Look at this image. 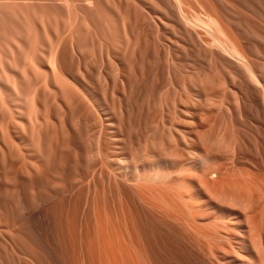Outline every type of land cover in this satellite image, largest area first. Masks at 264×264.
<instances>
[{
  "label": "rangeland",
  "instance_id": "rangeland-1",
  "mask_svg": "<svg viewBox=\"0 0 264 264\" xmlns=\"http://www.w3.org/2000/svg\"><path fill=\"white\" fill-rule=\"evenodd\" d=\"M208 15L221 34L199 21ZM223 163L222 173L264 179V0H0V264H94L107 217L123 221L113 232L143 228L116 231L127 249L169 243L162 260L196 264L207 239L185 206ZM233 221L215 243L241 236Z\"/></svg>",
  "mask_w": 264,
  "mask_h": 264
},
{
  "label": "bare ground",
  "instance_id": "bare-ground-1",
  "mask_svg": "<svg viewBox=\"0 0 264 264\" xmlns=\"http://www.w3.org/2000/svg\"><path fill=\"white\" fill-rule=\"evenodd\" d=\"M177 1V0H176ZM198 17V16H197ZM215 17H213V15H211V16H209L208 15V17H207V20H199L200 22H203L204 24H207V25H211V27H213L214 26V28H216V30L215 31H217V32H222V30L220 29V27L221 26H219L218 25V23H217V21L214 19ZM204 19V18H203ZM195 20V19H194ZM194 20H192V21H194ZM186 21V20H185ZM187 22V21H186ZM190 22V21H189ZM193 23V22H192ZM195 23V22H194ZM206 25V26H207ZM221 25V24H220ZM208 28V27H207ZM206 29V28H205ZM210 29V28H209ZM222 29H223V27H222ZM221 30V31H220ZM221 34V33H220ZM217 40V38H215V41ZM219 40V39H218ZM220 40H222V43L223 42H225L223 39H221L220 38ZM219 40V41H220ZM218 41V42H219ZM228 41V40H227ZM226 41V42H227ZM229 42V41H228ZM222 43H220V44H222ZM230 43V42H229ZM228 44V43H227ZM230 45V47H227L226 45H224V46H226L225 48L227 49V50H229L231 53H232V55H236V57H238V55H239V57H241L240 55H241V53H239V51H238V49H236L233 45L231 46V44H229ZM228 45V46H229ZM221 48H224L223 47V45L221 46ZM224 50V49H223ZM228 51V52H229ZM238 57V58H239ZM241 59H244V58H242L241 57ZM245 60V59H244ZM247 65V64H246ZM249 67V65H247V68ZM250 69L251 68H249V72H251L252 71V69H251V71H250ZM254 71V70H253ZM252 71V72H253ZM251 72V73H252ZM254 74V73H253ZM252 74V75H253ZM251 75V74H250ZM251 75V76H252ZM253 77V76H252ZM100 155V154H99ZM214 158V157H213ZM218 158V157H217ZM213 160V159H212ZM218 161V160H217ZM216 161V162H217ZM219 161H220V159H219ZM222 161V160H221ZM223 162V161H222ZM233 162H234V159H233ZM218 163H220V162H218ZM208 164V163H207ZM207 164H205V165H207ZM214 164V163H213ZM221 164V163H220ZM231 164V163H230ZM210 165V164H209ZM218 166H216V165H214L213 166V169H210V170H206L205 169V173H202L201 174V180H200V182H201V184L199 185L200 187L202 186V190H203V192H204V195H202L200 198H199V195H198V198L197 199H195V198H192V201L190 200V202L188 203L187 201H184V200H186V198L185 199H183L182 201H181V203L182 202H184L183 204H186V202H187V205L185 206L186 207V214H187V216H188V219H189V221H187V223L190 225V229L192 230V232H194V234L196 233V232H198V235H199V237H198V239H207V240H203V241H207V242H205V244H207L206 246H205V248L206 247H208V248H206V251H205V248H203L202 249V255H200V256H198V257H194L193 255H195L194 253H193V255H192V253H190V255H191V258H192V256H193V260H194V258L196 259V261L195 262H198V263H196V264H264V182H263V180H257L258 178H256V180H254L255 178L253 177V176H251V177H253V178H250V176H244V174H245V172H242L241 173V171H243L244 169L242 168V170L240 171V175L239 174H237V175H231V174H229V173H226V172H228V171H226L227 169H226V167H224V163H223V166H221V165H219V164H217ZM233 165V164H232ZM232 165H230V167L232 166ZM235 165V164H234ZM211 166V165H210ZM228 167V166H227ZM229 167V168H230ZM234 167V166H233ZM206 168V167H205ZM209 168V167H208ZM203 169V168H202ZM224 169H226L225 171H224V173H222V171L224 170ZM248 170V172H249V169H247ZM181 171H185L184 169L183 170H181ZM230 171V170H229ZM245 171V170H244ZM191 172H192V170H191ZM202 172H204V171H202ZM247 172V173H248ZM183 173V172H182ZM189 173V172H188ZM195 173V172H194ZM198 174H200L201 172H197ZM227 174V175H223V174ZM246 173V174H247ZM249 173H251V171L249 172ZM252 173H254V172H252ZM191 174V173H190ZM189 174V175H190ZM196 174V173H195ZM204 174H205V176H204ZM243 174V175H242ZM183 175V174H182ZM185 175V174H184ZM193 175V174H192ZM197 175V174H196ZM208 175H211L210 177H208ZM248 175H250V174H248ZM255 175H257V174H255ZM186 176V175H185ZM224 176V177H223ZM184 177V176H183ZM206 177V178H205ZM261 177V176H260ZM140 178V177H139ZM182 179V178H181ZM155 180V179H154ZM191 180H192V178H191ZM209 180L211 181V182H209ZM160 181V180H159ZM183 181V180H182ZM126 182V181H125ZM143 183L144 182H142V185L141 186H143ZM128 185H129V183H128ZM145 185V184H144ZM132 186H135V184H133ZM148 186V185H147ZM147 186L144 188V189H147ZM151 186V185H150ZM129 187V186H128ZM137 187V186H136ZM139 187V186H138ZM149 187V186H148ZM154 188H155V186H153ZM135 188V187H134ZM140 188V187H139ZM132 189V188H131ZM143 189V188H142ZM141 189V190H142ZM144 189L142 190V191H144ZM182 189V188H181ZM151 190V189H150ZM157 189H155V191H156ZM184 190H186L185 189V187H184ZM190 190H191V187H190ZM194 190V189H193ZM197 190V189H196ZM140 191V190H139ZM178 191V193L180 194V192H179V190H177ZM133 192V191H132ZM148 192H149V190H148ZM152 192V191H151ZM162 192V191H161ZM161 192L159 193V194H161ZM164 193V192H163ZM177 193V194H178ZM184 193H186V192H184ZM190 193H192V192H190ZM190 193H188L189 194V197L191 198V196H190ZM141 194V193H140ZM149 194V193H148ZM151 195L153 194V193H150ZM176 194V193H175ZM178 194V196H180ZM135 195H136V193H135ZM143 195V194H142ZM150 195V196H151ZM164 195H165V193H164ZM168 195V194H167ZM195 195V194H194ZM137 196H139V195H137ZM141 196V195H140ZM153 196V195H152ZM174 197L175 196H177V195H173ZM182 196V195H181ZM134 197V196H133ZM145 197H147V196H145ZM156 197V196H155ZM155 197H154V199H155ZM170 197V196H169ZM184 197V196H183ZM192 197H193V195H192ZM141 198V197H140ZM144 198V197H143ZM157 198V197H156ZM159 198V197H158ZM157 198V199H158ZM161 198V197H160ZM165 197H163V199H164ZM172 198V196L170 197V199ZM178 198V200H179V197H177ZM189 198V199H190ZM146 199V198H145ZM144 199V200H145ZM148 199V198H147ZM146 199V200H147ZM150 199H153V197L151 198L150 197ZM150 199H148L149 201H150ZM167 199V198H166ZM166 199H164L165 200V202L167 203V201H166ZM172 199H174V198H172ZM189 199H187L188 201H189ZM138 200V199H137ZM145 200V201H146ZM159 200V199H158ZM160 200H162V198L160 199ZM168 200V199H167ZM175 200H176V198H175ZM181 200V199H180ZM174 201V200H173ZM139 202H142V204H144V201L142 200V201H139ZM148 202V201H147ZM157 202V201H156ZM159 203H162L161 201H158ZM164 202V201H163ZM170 203H171V201H169ZM167 203L166 205H168V204H170V203ZM177 202H179V201H177ZM173 203V202H172ZM175 203H176V201H175ZM95 204V203H94ZM145 204H146V202H145ZM144 204V205H145ZM148 204H151V203H148ZM153 205H152V208H154V203H152ZM156 205V204H155ZM159 205V204H158ZM157 205V206H158ZM162 205V204H161ZM161 205H159V206H161ZM165 205V206H166ZM172 205V206H171ZM171 205H168L169 207H175L176 205H174V204H171ZM181 205V204H180ZM142 206V205H141ZM157 206H155L156 208H157ZM94 207H96V205L94 206ZM98 207H96L95 209H97ZM143 208V207H142ZM150 208H151V206H150ZM93 210V211H95L96 213H97V211L96 210ZM172 209V208H171ZM173 209H175V210H179V206H178V208H173ZM172 209V210H173ZM181 209H183L182 207H181ZM144 210V209H143ZM152 210V209H151ZM156 210V209H155ZM161 210V209H160ZM163 210V209H162ZM165 210V209H164ZM166 210H168V208L166 209ZM177 210V212H180L181 213V211H178ZM187 210H188V213H187ZM170 211V210H169ZM174 211V210H173ZM137 212V211H136ZM135 212V213H136ZM159 212V211H158ZM168 212V211H167ZM175 212V211H174ZM183 212H185V210L183 211ZM183 212H182V216H184L183 215ZM103 213V212H102ZM144 213V212H143ZM163 213V212H162ZM164 213H165V211H164ZM170 213H171V211H170ZM170 213H168L169 215H170ZM176 213V212H175ZM118 214V213H117ZM126 214H127V212H126ZM125 214V215H126ZM173 214V216H175L174 215V213L172 212L171 213V215ZM177 214V213H176ZM179 214V213H178ZM87 215V214H86ZM85 215V216H86ZM106 215V213L104 214V216ZM135 216H136V214H134ZM88 216H90V215H87V217ZM98 216H100L99 218L102 220V215H101V213L99 214L98 213ZM98 216H97V218H98ZM111 217H112V215H110ZM109 216V217H110ZM126 216H128V215H126ZM131 216V215H130ZM157 216V215H156ZM155 216V217H156ZM166 216H167V213H166ZM182 216L181 217H179V216H177L178 218H180V221H181V219H183L182 218ZM95 217V216H94ZM107 217V216H106ZM105 217V218H106ZM116 217H119L118 215L116 216ZM129 217V216H128ZM128 217H126L124 220H125V223H126V221L129 219V220H131L130 218H128ZM146 217V216H145ZM154 217V216H153ZM152 217V218H153ZM89 218V217H88ZM87 218V219H88ZM90 218H92L91 216H90ZM97 218H95L96 219V221L99 219H97ZM131 218H132V216H131ZM134 219H135V222H136V220H137V218H135V217H133ZM132 218V219H133ZM147 218V217H146ZM145 218V219H146ZM158 218H159V220H160V217L158 216ZM168 218H172V216H169V217H167V219ZM206 219L207 218V226H210V227H213V229H214V232H210V231H208L207 229H206V227L202 224V222H199V224L197 225V223H198V220L199 219ZM84 219H86V218H84ZM86 219V220H87ZM107 219V223L105 222V220ZM105 220H104V222H103V220L102 221H98V222H100V224H102V225H100V227H101V230L103 229V225H107V228H105V229H109L110 227H108L109 226V224H110V226H112L111 228H110V230L113 228V227H116V225L114 224V222H112L113 221V219L112 220H109V218L107 217ZM114 219H115V216H114ZM118 219V218H117ZM116 219V220H117ZM140 219V218H139ZM143 219V218H142ZM163 219V218H162ZM167 219H164V221L165 220H167ZM173 219V218H172ZM86 220H84V222H86ZM89 220V219H88ZM91 220V219H90ZM89 220V221H90ZM129 220H128V222H129ZM153 220H154V218H153ZM158 220V221H159ZM173 220H175V222H177V220L178 219H175V217H174V219ZM186 220V215H185V218H184V222H186L185 221ZM233 220H236V221H238V223H239V225L241 224V230L239 229L240 228V226H239V230H240V235L241 236H238V238H236V241L234 240V242L232 241L233 239H231L230 238V236L227 234V235H224V236H226L228 239H226V237H224L225 238V240H227V243H225L226 244V246L224 247L223 246V243H221V245H219V243H215L216 241L218 242L219 240L221 241V240H223V236H221V234L223 235V232L222 231H224V229H229V227L230 228H232V225H231V221H233ZM92 221H93V219H92ZM95 221V222H96ZM113 223V225H111L112 223ZM115 221V220H114ZM121 221V224H122V219H121V217L119 218V220H118V222L117 223H119ZM145 221V220H144ZM151 221V220H150ZM157 221V220H156ZM160 221H163V220H160ZM179 221V223H183V221H181L180 222ZM204 221V220H203ZM83 222V223H84ZM110 222V223H109ZM126 223L125 225H127V224H130L131 223V221H130V223ZM133 222H134V220H133ZM132 222V223H133ZM146 222V221H145ZM167 222V221H166ZM233 222H235V221H233ZM79 223V222H78ZM90 223H92V222H90ZM106 223V224H105ZM147 224H148V221L146 222ZM154 223H155V220H154ZM158 223V222H157ZM164 223V222H163ZM71 224V223H70ZM69 224V225H70ZM85 224V223H84ZM88 224V223H87ZM94 224V223H93ZM93 224H91V225H93ZM96 224H97V222H96ZM120 223L117 225V226H119V228L121 227L120 225H121ZM159 224H160V222H159ZM162 224V223H161ZM165 224H167V223H165ZM176 224V223H175ZM175 224H174V226H175ZM200 224H201V226L203 225L204 227H205V229H204V227L202 226V228H203V230H206V231H203V232H201L200 230L202 229V228H200V227H198V226H200ZM237 224V223H236ZM83 225V224H82ZM86 225V224H85ZM91 225H89V226H91ZM123 225V227H124V224H122ZM134 225H135V223H134ZM134 225H133V227H134ZM141 225V224H140ZM145 225V224H144ZM170 225H171V223H170ZM179 224L177 223L176 224V226H178ZM181 225V224H180ZM179 225V226H180ZM188 225V226H189ZM94 226V225H93ZM97 226V225H96ZM130 226L132 227V225L130 224L129 225V231H130V229H134V228H136V227H138V230H139V232H140V230L142 231V229L143 228H140L139 229V223H138V226H137V222H136V226L134 227V228H130ZM152 226V225H151ZM167 226V225H166ZM174 226L172 227V230H173V228H174ZM179 226H178V229H179ZM236 226V225H235ZM99 226H97V228L99 229L100 228ZM127 227V226H126ZM125 227V228H126ZM170 227V226H169ZM181 227V226H180ZM75 227H73V229H74ZM82 228V227H81ZM85 228V227H84ZM83 228V229H84ZM96 228V229H97ZM145 228H147L146 226H145ZM221 228H223V230L221 229ZM88 229V228H87ZM97 229V230H98ZM116 229H118V227H116ZM123 229V230H122ZM122 229H120V230H122L124 233H125V231L126 232H128V234H129V231H127L128 229H124V228H122ZM137 229V228H136ZM149 229H151V228H149ZM157 229V228H156ZM155 229V230H156ZM180 229H182L183 230V228L181 227ZM76 229H74L73 231H75ZM78 230H79V227H78ZM77 230V232L79 233V231ZM89 230V229H88ZM94 230H95V227H94ZM100 230V229H99ZM101 230L100 231H98L97 233H99L100 232V239H102L101 238V236L103 235L104 236V238H106L107 236H111L112 235V233H113V235H114V237L116 238V236L115 235H118L117 236V239L119 240V243H121L120 245H119V243L117 244L116 243V245H118V246H115V245H111V247H110V245L109 244H112V243H110L111 241H110V238L111 237H109V240L107 239H102V242L104 243L103 245H105V249H103V252L104 251H108L107 252V254H108V257L106 256L105 258L103 257V254L104 253H106V252H101V248H103V246H102V244H100V248H99V252H98V250L97 251H95L94 250V253H96V254H102L100 257L102 258V260H100L99 262H96V260L95 261H93L94 260V258H93V256H92V254H94V253H91L90 251H92L93 252V250L92 249H89V252H90V254H88V255H90L91 257L90 258H92V262L94 263V264H172L171 262V260H172V257H171V262L170 261H164V260H162V256L163 255H165V253L166 254H168L169 253V251H171V250H168V246H169V243L167 244H165L164 242H165V240H164V244L165 245H167V247L166 246H164L163 244H155V245H151L150 243V245H148V244H144V245H142L141 246V243L139 244V247H138V242H134V241H132V243H130V245L131 244H133V242L134 243H136L134 246L136 247V248H134L133 250H129V249H127L126 247L127 246H125L124 244H123V241H120V240H123V239H119V237H121V234L123 235L124 233L122 232L121 234H118L116 231H120V230H114V232H113V229L111 230V235H110V231H108L107 233H109V235L107 234V236H105L106 235V230H102L103 232H101ZM125 230V231H124ZM138 230H136L135 231V229H134V232H133V234L132 233H130V235L132 234V235H134V236H131V238H133V237H138L140 234L141 235H143L142 233H139L138 232ZM155 230H154V232H155ZM199 230V231H198ZM85 231H87V230H85L84 229V232ZM133 231V230H132ZM131 231V232H132ZM184 231H185V229H184ZM183 231V232H184ZM82 232V231H81ZM80 232V233H81ZM121 232V231H120ZM135 232H137V233H139V235L138 236H136L134 233ZM146 232V231H145ZM150 232H152V231H150ZM158 232H159V230H158ZM177 233H178V231H176ZM180 232V231H179ZM225 232V231H224ZM71 233V232H70ZM79 233V234H80ZM87 233V232H86ZM86 233H84V234H86ZM90 233H91V231H90ZM96 232L95 231H93V229H92V233H91V235L89 236V238H91L92 236L93 237H95L94 236V234H95ZM102 233V234H101ZM117 233V234H116ZM164 234H165V232H163ZM182 233V232H181ZM186 233V232H185ZM191 233V232H190ZM200 233V234H199ZM226 233H228V232H225V234ZM89 234V233H88ZM93 234V235H92ZM154 233H152V235H153ZM158 234V233H157ZM168 234V233H167ZM173 234H175V233H173ZM187 234H188V232H187ZM187 234H185L186 236H187ZM192 234V233H191ZM233 234V233H232ZM75 235V234H74ZM73 235V236H74ZM87 235V234H86ZM113 235H112V237H113ZM125 235H126V233H125ZM124 235V236H125ZM130 235H129V237H130ZM147 235H148V233H147ZM150 235V234H149ZM152 235H151V237H152ZM161 235V234H160ZM166 235V234H165ZM180 235V234H179ZM184 235V234H183ZM190 235V234H189ZM188 235V236H189ZM197 234H196V236H198ZM72 236V235H71ZM88 236H87V238H88ZM128 236V235H127ZM146 236V235H145ZM192 236V235H191ZM195 236V237H196ZM204 237V238H202V237ZM229 236V237H228ZM76 237V236H75ZM79 237V236H78ZM84 237H86V236H84ZM98 237V236H97ZM144 237V236H143ZM158 237H159V235H158ZM166 237V236H165ZM173 237V236H172ZM175 237V236H174ZM182 237H184V236H182ZM193 237V236H192ZM69 238H71L70 236H69ZM80 238V237H79ZM87 238H84L85 240H86V243L84 242V244L86 245L87 244V242L89 241V240H91V239H89L88 241H87ZM99 238V237H98ZM98 238H97V240H98ZM114 238V239H115ZM139 238V237H138ZM137 238V239H138ZM145 238V237H144ZM148 238V237H147ZM153 238H155L154 240H155V242H157L156 241V236H153ZM167 238V237H166ZM185 238V237H184ZM188 238V237H187ZM190 238V237H189ZM76 239H77V237H76ZM96 239V238H95ZM99 239V240H100ZM113 239V238H112ZM111 239V240H112ZM116 239V240H117ZM127 239V238H126ZM125 239V240H126ZM162 239V238H161ZM171 239V238H170ZM175 239V238H174ZM183 239V238H182ZM193 239H194V237H193ZM197 239V238H196ZM69 240V239H68ZM71 240V239H70ZM81 240V251H82V253L80 252V251H78L79 253H81V255H85V254H87L86 253V251L85 250H83L82 249V246L84 245V244H82L83 243V239H80ZM92 240L95 242L96 240H94L93 238H92ZM89 241L92 245L94 244L93 243V241ZM117 240V241H118ZM140 240V239H139ZM138 240V241H139ZM141 240H142V236H141ZM140 240V241H141ZM145 240V239H144ZM148 240H150V239H148ZM152 240V242L154 243V241H153V239H151ZM167 241L166 242H168L169 240L168 239H166ZM184 240V239H183ZM186 240V239H185ZM109 242L108 243V246H106L107 245V242ZM127 241H128V239H127ZM175 241H177L178 242V240H175ZM181 241V240H180ZM193 241V240H192ZM70 242H72V241H70ZM77 242H79V241H77ZM88 242V243H89ZM98 242V241H97ZM100 242H101V240H100ZM99 242V243H100ZM101 242V243H102ZM112 242L115 244V242L112 240ZM130 242V241H129ZM142 242H144V241H142ZM147 242V241H146ZM150 242V241H149ZM151 242V243H152ZM158 242H160V240L158 239ZM199 242H200V240H199ZM223 242H224V240H223ZM89 243V244H90ZM126 243V242H125ZM152 243V244H153ZM182 243V242H181ZM195 243V242H194ZM193 243V244H194ZM204 242H202V244H203ZM75 244H76V242H75ZM89 244L87 245V246H89ZM95 244H96V242H95ZM94 244V245H95ZM123 244V245H122ZM174 244V243H173ZM178 244H180V243H178ZM183 244V243H182ZM190 244H192V243H190ZM189 244V245H190ZM204 244V245H205ZM218 244V245H217ZM79 245V244H78ZM93 245V247H95ZM132 245V246H133ZM195 245V244H194ZM75 246V245H74ZM86 246V247H87ZM98 246V245H97ZM96 246V247H97ZM102 246V247H101ZM112 246H115L117 249L116 250H114L113 248H112ZM120 246H122V247H120ZM124 246V247H123ZM174 246H176L175 244H174ZM190 246H193V245H190ZM196 246V245H195ZM217 246H219V247H217ZM221 246H222V248L224 249H221V250H223V251H221L219 248H221ZM89 247H91L92 248V246H89ZM120 247V248H119ZM178 247V246H177ZM181 247V246H180ZM75 248V247H74ZM78 248V247H77ZM107 248H109L110 249V251H109V249L107 250ZM113 250H112V249ZM169 248H171V246H169ZM173 248H175V247H173ZM186 248V247H185ZM184 248V249H185ZM197 248H199V245H198V247ZM76 249V248H75ZM182 249H183V247H182ZM201 249V248H200ZM200 249H197L198 251H196V252H200L199 250ZM220 250V251H218V250ZM69 250V249H68ZM192 250V249H191ZM69 251H73V250H69ZM85 253H84V252ZM168 251V252H167ZM179 251V250H178ZM182 251V250H181ZM183 251H185V250H183ZM189 251V250H188ZM75 252V251H74ZM88 252V251H87ZM177 252V251H176ZM190 252V251H189ZM189 252H187V254H189ZM76 253V252H75ZM75 253L73 254L74 256L73 257H75ZM171 253H172V251H171ZM177 253H179V252H177ZM182 254V253H181ZM186 254V253H185ZM186 254V256H188ZM81 255H79L80 257H81ZM138 256L139 258H140V256L141 257H143V262H138L137 260H135L134 258H135V256ZM184 255V253L182 254V256ZM87 256V255H86ZM99 256V255H98ZM110 256V257H109ZM127 257V258H125V257ZM169 256V255H168ZM172 256H173V254H172ZM208 256V257H207ZM77 257H78V255H77ZM88 257V256H87ZM99 257V258H100ZM122 257V258H121ZM123 257H124V259H123ZM137 257V258H138ZM190 257V256H189ZM65 258V257H64ZM70 258V257H69ZM104 258V259H103ZM169 258H170V256L168 257V260H169ZM75 260H76V258H75ZM126 260V261H125ZM127 260H129V261H127ZM78 262H79V257H78V260H77ZM91 261V260H90ZM89 261V262H90ZM184 261L186 262V260H185V258H184ZM80 262H83L82 260L80 261ZM85 262V264H87L88 262H86V260L84 261ZM91 262V263H92ZM199 262H202V263H199ZM65 263V262H64ZM71 263V262H70ZM76 263V262H75ZM181 263H182V261H181ZM187 263V262H186ZM192 263V262H191ZM66 264V263H65ZM71 264H73V262L71 263ZM89 264V263H88ZM175 264V263H174ZM182 264H184V262L182 263ZM193 264V263H192Z\"/></svg>",
  "mask_w": 264,
  "mask_h": 264
}]
</instances>
